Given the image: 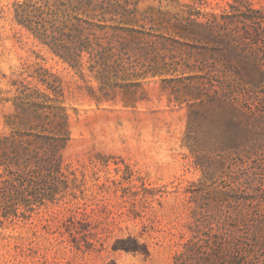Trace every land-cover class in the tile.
Instances as JSON below:
<instances>
[{"label": "rangeland", "instance_id": "obj_1", "mask_svg": "<svg viewBox=\"0 0 264 264\" xmlns=\"http://www.w3.org/2000/svg\"><path fill=\"white\" fill-rule=\"evenodd\" d=\"M21 2L0 0V133L11 111L3 99L13 97L19 81L42 89L28 77L41 67L59 76L70 116L65 156L77 188L75 198L0 224V264H174L201 217L213 233L217 224L240 227L252 251L248 264H264V117L227 105H179L158 79L98 102L74 71L16 23L14 6ZM194 2L214 13L230 5L264 6V0H140L138 9L157 18ZM233 134H245V145L231 148ZM238 196L249 198L241 216L232 199ZM128 238L142 250L122 249Z\"/></svg>", "mask_w": 264, "mask_h": 264}, {"label": "trees", "instance_id": "obj_2", "mask_svg": "<svg viewBox=\"0 0 264 264\" xmlns=\"http://www.w3.org/2000/svg\"><path fill=\"white\" fill-rule=\"evenodd\" d=\"M21 1L14 6L16 23L74 71L98 102L115 99L119 90L132 95L148 79H158L179 105H227L264 117V6L230 5L214 13L194 2L156 18L139 11L140 0ZM28 77L43 88L19 81L13 97L3 99L11 111L0 133V224L25 221L47 205L75 198L77 188L65 156L71 132L62 80L42 67ZM92 80L95 86L88 84ZM235 136L231 148L245 145V134ZM232 199L241 216L249 198ZM201 219L174 264L250 263L251 247L240 227L217 224L213 233ZM125 242L126 251L142 250L134 239Z\"/></svg>", "mask_w": 264, "mask_h": 264}]
</instances>
